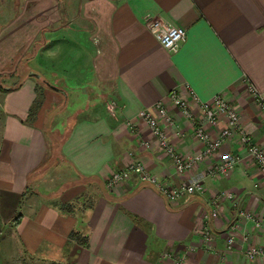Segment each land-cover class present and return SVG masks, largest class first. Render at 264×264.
Segmentation results:
<instances>
[{"label":"crops","instance_id":"obj_1","mask_svg":"<svg viewBox=\"0 0 264 264\" xmlns=\"http://www.w3.org/2000/svg\"><path fill=\"white\" fill-rule=\"evenodd\" d=\"M64 1L15 0L8 21L0 13V74L24 58L26 66L38 64L12 90H0L4 254L18 257L16 264H45L50 253L58 257L53 264H173L165 252L185 256L186 264H264L246 257L242 239L248 233L250 244L264 246V226L240 220L228 251L237 209L228 200L213 204L232 192L264 222V184L256 187L263 179L236 139L212 159L241 155L230 175L205 177L207 163L179 175L164 152L145 147L152 132L137 118L163 101L179 125L171 141L184 154L201 151L191 122L168 97L188 83L202 100L221 94L234 104L264 147V116L247 93L249 83L264 91V0H82L80 8ZM149 19L186 29V41L166 50ZM223 127L210 129L213 137ZM131 161L174 185L205 178V193L170 204L137 177L109 190L107 177ZM205 224L212 249L203 243Z\"/></svg>","mask_w":264,"mask_h":264},{"label":"built area","instance_id":"obj_2","mask_svg":"<svg viewBox=\"0 0 264 264\" xmlns=\"http://www.w3.org/2000/svg\"><path fill=\"white\" fill-rule=\"evenodd\" d=\"M149 31L157 38L160 45L168 51L175 52L181 43L187 39L186 29L172 26L159 19H149L146 23ZM247 93L257 105L264 116V91L254 84H247ZM173 106L180 111L182 116L189 120L193 127V135L203 143V149L196 153L184 154L179 151L175 143L171 141L170 133L179 125L169 108L163 101L154 103L139 112L137 118L148 124L152 132V140L144 141L146 148L155 146L164 152L172 161L175 171L179 175L194 172L202 163H207L205 177L218 179L230 175L241 161V155L220 158L212 161L224 142L236 139L243 152V158L253 161L261 174L262 181L256 183V187L264 184V147L254 142L243 126L237 107L228 101L223 95H216L210 100H202L186 83L183 87H176L168 95ZM224 122L219 135L213 137L210 129H215L220 122ZM130 125H132L130 123ZM179 129V128H178ZM137 177L141 182L153 185L157 191L170 203L175 204L184 195H201L205 193V178L174 185L167 180L151 173L148 167L141 161H131L124 169L112 172L106 179V187L114 190L116 187L129 182ZM230 201L237 209L238 219L230 228L226 237V249L232 250L243 226L240 220L252 221L258 229L263 228L264 222L251 210L241 207L240 199L229 191H222L213 201L214 206L222 201ZM215 207L212 216H218ZM209 218V215H206ZM203 243L206 248L212 249L214 241L211 228L205 224L201 229ZM247 242L246 257L249 260L264 258V246L250 244V235H242ZM164 259L172 260L173 264H186L185 256L176 255L174 252H165Z\"/></svg>","mask_w":264,"mask_h":264},{"label":"rangeland","instance_id":"obj_3","mask_svg":"<svg viewBox=\"0 0 264 264\" xmlns=\"http://www.w3.org/2000/svg\"><path fill=\"white\" fill-rule=\"evenodd\" d=\"M81 2H82V0H65L64 1L66 7H68L69 3H71V4H73L74 8H80L79 6L81 5ZM15 4H16L15 0H0V13L3 11L6 12V13H3V16H2L6 19L5 22L8 21L11 18V16L15 13V11L17 10L18 6ZM71 4H70V6H71ZM2 24L3 23H1V21H0V26ZM80 35H84V34L81 33ZM82 37H84V36H82ZM82 40H83V38H82ZM32 51L33 52H29L30 56L35 54L36 48H34ZM25 61H26V58L21 60L18 68H16V70H14L13 73H11V74H0V85H1V87H6V86L14 87V85H17L22 80V79H19L20 77H25L30 69H33V68L36 69V67H37L36 65H38V64L34 63L35 66H33V68H32L31 66H26ZM3 75H5V76H3ZM0 102H1V97H0ZM0 122H1V120H0ZM3 247H4V244L2 243V241L0 239V264H16L18 257L6 256L4 254L5 253L4 249H2ZM51 254L52 253H50V255H48V256H44L45 264H53L54 259L58 258V257L51 255ZM21 260H25V264H35V263L31 262L30 259L28 260V259L24 258Z\"/></svg>","mask_w":264,"mask_h":264},{"label":"trees","instance_id":"obj_4","mask_svg":"<svg viewBox=\"0 0 264 264\" xmlns=\"http://www.w3.org/2000/svg\"><path fill=\"white\" fill-rule=\"evenodd\" d=\"M6 90V91H10V90H12L13 89V87H1V85H0V90ZM20 218H21V215H18L15 219H14V221H13V224L14 225H16V224H18V222H19V220H20ZM75 236H77V235H73V237H75Z\"/></svg>","mask_w":264,"mask_h":264},{"label":"water","instance_id":"obj_5","mask_svg":"<svg viewBox=\"0 0 264 264\" xmlns=\"http://www.w3.org/2000/svg\"><path fill=\"white\" fill-rule=\"evenodd\" d=\"M53 88L57 89L56 87L53 86Z\"/></svg>","mask_w":264,"mask_h":264}]
</instances>
